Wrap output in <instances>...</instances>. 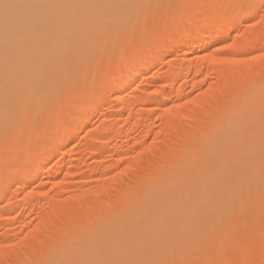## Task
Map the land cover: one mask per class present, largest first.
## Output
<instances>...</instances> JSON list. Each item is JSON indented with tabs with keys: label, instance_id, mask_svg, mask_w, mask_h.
<instances>
[{
	"label": "bare ground",
	"instance_id": "bare-ground-1",
	"mask_svg": "<svg viewBox=\"0 0 264 264\" xmlns=\"http://www.w3.org/2000/svg\"><path fill=\"white\" fill-rule=\"evenodd\" d=\"M155 1L158 0H0V194L4 193L5 187H7L6 183L10 182V180L13 178L12 176L14 175V173H21V178L19 179L18 187L21 186V188L25 190L28 188L30 189L27 193L24 192L25 194L22 199V204L23 202L25 203V205L28 202L31 203V205L32 202H34L35 204V200H38L40 199V197L45 196L43 195L44 193L42 192L43 190L41 191L37 189L38 191H35L34 188H31V184L36 181V178H38V176H40L39 172L41 171L40 167H36L35 165H33L32 160L37 152L43 153L44 155L43 164L48 163V161L53 156L55 157L60 152V148L63 143L62 140H59L58 134L59 135L61 134L62 136L68 138L69 140H73V138H75L78 133V125L73 120L76 119L77 116H75L72 119L73 123L66 121L61 122L60 124L58 123V125L61 126L59 133L57 131L59 130L57 128L59 127L57 126V124L55 126L51 125L49 131L44 126L45 129L47 130L45 131L48 133L43 139H40L42 137L38 138L39 136L37 135V132L41 133L40 132L41 128L39 127L38 122L37 124H35L34 121L37 120L40 122V119L43 121V119L45 118H50L51 117L50 114L53 110H55L54 120L59 121L60 119H62L65 111L62 104L64 102L61 101V99L62 100L64 99L62 97H65L63 94H68V96H69L68 92H71V94L77 92L78 94V91L76 89L78 88L79 90V87L77 86H79L78 84L82 82L83 79L86 78V76L89 77L90 75L89 82L91 81L92 79L91 77H93L91 76V74L93 73L92 65L97 63L96 61H99V58L103 57L106 54L105 51L106 49H107V53L113 50V48L115 50L116 48L113 47L114 43L115 44L118 43L117 41H120L122 43V41L125 40L122 39L124 36L127 37L128 35H131V33L135 30L132 33L134 35V33L137 32L136 31L137 29H141L140 26L142 25L143 20L140 17L147 7L148 8L145 11V15L149 13L147 11L151 10ZM5 2L23 3L30 6L21 9L11 10L8 14V18L6 19L5 9L3 7V4ZM149 6L151 7L149 8ZM144 16L142 17L143 19ZM139 19H141L142 21H140ZM135 22L141 25L140 26L139 24L137 26L134 25L135 26L134 27L132 24H136ZM128 28L133 29V30L131 29L132 32L131 30L129 31L130 34H128V30H129ZM203 29H205V32L204 35L201 37V39L196 38V36L187 37L185 41L187 52L189 53L192 52L194 47L195 48L197 47L198 49L199 48L203 49L207 47L206 40L219 35V33L215 31L214 20H212L211 17H208L204 21ZM231 29L232 28L229 26L227 29H225V31H229ZM148 30L145 31H147L148 33ZM122 31H124L123 33L127 35L125 34L123 35ZM153 32L154 31H152V34ZM155 32L157 33V31ZM156 33H154V36L156 35ZM254 33L251 34V32H249L248 33L249 36L246 35L247 41L246 42L242 41L243 43H240L241 47L251 48L255 50V48L257 47L256 45H258V42L256 43V40H254L255 38L253 39L254 35H256L257 37V34ZM119 34H122L123 37L120 38L122 35H120L119 37ZM117 36L119 39L117 38ZM130 37L132 38V36ZM114 38L117 41L111 42V39L114 40ZM125 42L126 41H124V43ZM147 42L148 43L145 44L144 48L141 51H134L132 56L127 57L128 59L127 60L125 59V61L122 62L123 65H122L121 75L117 79H115L111 84H109L110 91L115 92L118 95L119 99L125 100L126 104L125 107H122V110H124V108L128 109V106L132 107L134 104L137 103L140 105L149 102L154 103L155 107L161 109L162 100L160 101L158 98L162 97V99H165L170 94L168 92H165L164 89H162L163 91L161 92L159 91L158 93L154 94L153 91L150 92L145 88H144L145 90L142 91L139 95H135L133 92H131V94H129L128 91L125 92L127 88L130 86V84H132L133 86H137L138 84H140L144 80L145 75L146 74L148 75L150 73L153 65L156 63L158 59V54L155 53L154 51L153 52L150 51V48L152 47L151 46L152 43H150L148 40ZM111 43H112V48L111 49L109 48L108 50L107 45L108 44L111 45ZM110 45L108 47H111ZM119 46L120 45H118V47ZM101 53H103L102 54L103 56L100 55ZM98 55H100L101 57ZM94 57L97 58V60H93ZM92 60L95 63H93ZM238 61H246L245 63H239L240 70L243 69L242 70L243 72L245 70V67L249 66L250 68V65L251 67L253 66L255 68L256 66L259 65L261 66V61L259 59L256 60L239 59ZM91 62L93 63L91 65L92 68L88 66ZM87 66L89 67L90 70H87L88 68ZM179 67H177L179 68L177 70L178 73L177 74L175 73L176 75H174L173 77L174 80L172 83H174V81H176L179 78L185 79L186 73L192 68L190 67V64L189 67L187 66L185 69H184L185 66L183 65H180ZM200 67H201L200 65H195V67L192 68L195 71L193 72V74L195 73L197 75L199 71H201ZM224 67L225 65L221 69L220 67H218L220 71L218 69L217 73L214 74L217 80L220 78L225 79L227 77L234 76L235 80L240 81L239 78H241L244 75L242 74V71L237 70L238 73L235 72L234 70L235 66L234 68L232 67L233 69H231V66H229V64L225 68ZM261 69L262 70H257V71L255 70L256 72H254L250 76L248 75L249 78L247 79L243 77L245 81L248 80V82H246L247 85L244 84L246 85L244 86L245 87L244 89L239 88V86L238 88L240 90L236 89L238 91L236 90L232 91L230 90V88L227 89V95H232L233 93L237 96L240 94L241 95L239 96V98H236L237 100H233L232 103L229 101L231 105H229V109L226 108L224 110L225 115L227 116L224 115L225 122L224 123L221 122L223 126L221 127L220 130H217L215 128L216 129L215 131H217L216 133L213 134L211 132L213 136H211L208 143H206V145L202 147V150L200 149L197 152V155L195 154V156L193 155L191 156V154L190 155L187 154L185 155V158L184 157L182 158L183 155L178 153L176 149L175 150L171 149L169 151L170 156L172 155L177 157L176 162H173V164L175 167L174 169H177L180 172L178 171L176 172L171 169L168 170L167 167L166 169H164L165 167H163L162 169L164 170L161 169V170H157V172L155 173H152L154 175H151V177L154 176V180L152 178V180L148 182V187H147L148 193L143 195L139 193L138 190L135 188V187L138 188V184L136 181V184L133 185L135 187L133 188H135V191L137 190L138 194L141 195V196L139 195L140 197H138V199H135V201H133L132 199L134 198H131L130 200L129 198L130 195H128L127 200H125L126 197H124V199H122L121 197L123 201L125 200L123 203L117 204L118 202L116 201L117 203L116 202H114L113 204L109 203V206L108 205L103 206V209L101 210L107 209V206L108 208L114 207L115 209L117 208L115 206H120L116 215L115 216L113 215L114 216L113 219L112 220L110 219L111 221L109 220L110 227L108 226L109 227L108 229L105 227L101 228L105 226L104 224V225H100V229L97 226L98 230L96 229L97 228L96 227L94 228L95 230L92 231L93 229L92 224L98 222L99 216L97 212L94 211L96 207L95 203L92 202L91 199H89L90 198L89 196H91L90 194H88L90 189L85 188V186L84 187L81 186L82 188L80 189L78 188L79 190L78 191L76 190L77 192H75L71 198L69 197V199H66L65 196H62V193L67 190L66 189L67 187L65 188L63 187L64 188L63 189L62 186L60 185L61 187L58 186L55 189V191L57 190L56 192L58 193L57 195L56 194L55 195L56 197L59 196L60 199H56L57 201L55 200L54 202H50L49 204L50 212L48 211L53 215L52 217L54 218L56 215L59 216L56 217L54 221H56V219L58 218L60 224L59 222L56 224H59L58 227L60 230L58 233L56 232V235H54L55 233L54 234L52 233L55 236V238L53 237L54 240H56V242L54 241L55 245L53 242H52L53 244L51 243L52 245L45 244V242L43 241V237L39 238L40 234H38V230L40 228H37L36 230L33 229L34 231L32 230L31 232H28L29 234L25 236L26 238H24L21 241L22 242L21 244H23L24 249L19 250L20 251L19 254L18 253L16 254L18 256L19 255L21 256L23 254H25L26 256L27 254L31 255L33 254L31 252L32 249L40 247L41 253H39L38 256L39 258L37 261L35 259H33L35 260V262L32 261L30 256V260H31L30 263L32 262V264H68V262H72V261H84V262H90V264H110V262L111 264H115L112 262V260L114 259H120V261L124 262V264H132V262L134 261L135 262L167 261L168 258H170V256L171 257L172 255L177 256L176 255L177 253L175 252H171L170 254L166 253L167 250L175 246L183 247L186 238L190 240L191 243L194 242L195 240L197 243H199L201 242L200 240H202V237L204 235L211 234L212 232L217 230L218 227H220L221 230L223 229L224 231L230 230L229 229L230 226H235L237 225V223L240 224L242 219L245 218L244 219L245 221L247 220L246 218L248 217H249L248 218L249 221L250 218L252 217L254 218L253 220L257 221L256 215H260V216L264 215L263 211L260 210L259 207L258 208L262 212V214L259 210L258 211L260 214L259 213L257 214L258 211H255L256 207L260 205L257 201L258 199L256 200L258 196L260 197L259 192L261 190L259 189L260 188L259 185H262L261 186L262 197L264 195V172H262V162H264V160H262V155L264 154H262L261 152V115L259 109V96H261L262 91H264V87H262L263 86L262 83L264 82V65L263 68ZM77 80L79 82H77ZM73 82L74 85L70 87L73 84ZM87 82L88 81L86 80V83ZM184 82H186V80ZM90 83L88 84L90 85ZM88 84L85 86H88ZM194 85L195 84H193V86ZM223 86L221 85L222 88ZM73 87L75 89H73ZM67 88L68 90L72 88L74 92L70 91L71 89L67 92ZM146 88L148 89V87ZM215 90L212 89V92L211 91L208 92L210 93L208 94L210 95V97H208L207 95L206 98L210 99L211 94L213 92L215 93ZM86 91H87L86 94L90 92L89 89ZM171 91H173V89ZM183 92L184 91L180 87L179 90L176 91V95H178L179 97ZM123 93H127L129 95L126 94L125 96L123 95ZM235 95L233 97H235ZM243 95L245 97H243ZM246 95H248V98H250L251 96L253 97L255 96L258 98V100L256 99L257 101H255L254 107L250 106L249 102L252 100L248 101ZM75 96L77 95L76 94L70 95V99L74 98ZM65 98L67 99V97ZM66 99H64L65 102ZM238 100H240L241 102ZM69 103L72 104V101ZM54 104L57 105L56 107L54 106L55 108H53ZM87 107L88 106L86 104V108ZM88 109L89 107L86 109L87 110L85 115L86 120L90 118ZM161 111H165V110H161ZM222 112L223 111H221V113ZM162 119L163 120L165 119V123L167 122L166 120H169L170 122L168 114ZM48 121L47 122L44 121V123H48ZM221 123L219 126H221ZM48 124L50 125L51 122ZM167 124L169 123L167 122ZM46 126L48 127L47 124ZM37 127L40 130L37 131ZM41 127H42V123H41ZM172 128L173 127H171V129ZM35 129L36 131H34ZM168 129L170 130L169 126ZM17 130L19 132V138L18 140L14 139L15 141L17 140L16 141L17 143L12 142L13 143L12 146L13 147L15 146L14 148H16V146H20L22 147L21 149H23L24 145L27 146L26 144H29L28 145L29 150L27 154H23V155L20 154V156L19 154L17 156L13 155L12 157L9 156L10 157L9 158L7 155H5V153L9 150L8 148L10 147H7L8 150H6L5 143L10 140L7 138L9 137L8 135L13 133L12 134L13 136ZM32 131H34L35 135L31 134ZM178 133L177 135H179ZM30 134L33 136L31 137L32 139H35L34 137H37L35 140H31L32 141L31 143H30L31 138H29ZM13 137L11 141H13ZM92 139L93 141L98 140V143L101 144L102 146V140L99 141V139L96 140L94 138ZM5 140L6 142H3ZM3 143L5 145V151L2 150L3 148H1L4 146ZM7 146L9 145L7 144ZM20 147L18 148L20 149ZM189 147L192 148L194 147V145L190 143ZM162 148L165 147L164 146L161 147V152H162ZM25 150L26 149L24 148L23 151ZM153 150L155 151L154 147ZM4 156H6L7 158ZM166 156L168 155H165L164 157ZM16 163L19 164L18 165L19 167L17 166ZM189 163H191L192 165L190 164L191 165L190 166ZM173 164L170 163V165ZM48 168H46V170L48 171L43 174L47 176L48 181H52L55 178L54 177L55 170L53 169L54 172L52 173L49 171L51 168L50 169ZM135 170L136 169H134V171ZM70 173L71 171H68L67 174ZM131 173L133 174V172ZM139 187L141 186L139 185ZM85 189H87L88 191H86ZM17 190L19 189L17 188ZM132 196L133 195H131V197ZM77 197L84 198L85 201L84 203H86V205L90 207L91 212L88 211L87 212L88 214L85 215L75 212L74 208L76 206L73 205L77 204V202H75L77 200ZM256 203H258L259 205H257ZM261 206L262 205H260V207ZM252 208H254V210ZM262 209H264V207ZM62 210L66 212L64 213ZM105 211L108 212L111 210L107 209ZM252 211L255 213L254 214L255 216L253 215ZM44 214L45 213H43L40 219L41 224L44 221V217L45 216L48 217L47 214L45 216ZM260 219H263V217ZM244 221L243 223L246 222ZM260 221L258 223H260ZM81 223L83 224L84 227L83 229L82 227H80ZM106 223H108V220L106 221ZM51 224L52 223H50V225ZM78 225L82 229V231L79 230L80 228L77 229L79 230L78 233L82 232L81 234H77V232H74L75 230L74 228ZM242 226H246V224L245 225L242 224ZM249 226L245 227L246 228L245 230H248L247 234L250 231L249 229H247L249 228ZM30 227H32V225ZM237 227H239V225ZM45 228H43L42 226L43 230ZM237 229L239 232H241L242 235L244 232V231L242 232L243 228L241 231L239 228ZM10 232L11 231H9V233ZM244 234L242 235V240L244 239L246 241V239L249 238L248 236L246 238L245 236L246 234L245 235ZM244 236L245 238H243ZM217 238L218 237H216V239ZM250 240L251 239H249V241ZM35 243L37 245H35ZM242 244L245 245L244 242ZM8 246L11 245L6 244L5 247L0 249V258H2V261L3 259L5 261V258L7 256H10V254L12 253L15 254L14 252H12L15 249L11 250V248H9ZM11 247L13 248V246ZM210 250L212 251V249ZM204 252L205 255L207 252L206 251ZM214 252L212 251V253ZM218 252H220V250ZM218 252L214 253L215 257L218 254ZM201 253H199L198 255L200 256L201 254L202 256L203 251H201ZM198 255L197 257H199ZM211 257L209 258L211 259ZM206 262H209V260H207Z\"/></svg>",
	"mask_w": 264,
	"mask_h": 264
},
{
	"label": "rangeland",
	"instance_id": "rangeland-1",
	"mask_svg": "<svg viewBox=\"0 0 264 264\" xmlns=\"http://www.w3.org/2000/svg\"><path fill=\"white\" fill-rule=\"evenodd\" d=\"M262 4H264V0H161V1L158 0V1L154 2L153 6L151 5L152 8L150 11L149 10L147 11V12H149L148 14L145 15V11L147 10L148 7L143 12L142 15L146 16V17L144 16V19L142 18L143 16L141 15L140 18L143 20V22H142V25L138 23L139 26L141 25L140 26L141 29L136 30L137 31L136 33H138V34L134 33V35H133L132 33L135 30L132 32L133 29L128 28L129 29L128 34H130L129 31L131 29H132L131 30L132 33H131V35H128L129 37L124 36L125 37L124 38L123 35L125 33H123V32L127 30V28H126V30L122 31L123 35L119 34V37H120V35H122L120 38L123 37L122 39H125L122 41V43L120 41H117L115 38H114V40L111 39V42H113V41H117L118 43L120 42L119 44L114 43L113 47H115L116 49L114 50V48H113V50H111L108 53H107V49H106L105 50L106 54L104 56L102 55L103 53L100 54L103 57H101L100 55H98V56H100L101 58L95 56V57L99 58V61H96L97 63H95L93 61V60H97V58L94 57L92 61L95 64L92 65L93 63L91 62L88 65L90 68H92L91 65L93 66L92 72L94 74L90 73L91 76H93V77H91L92 78L90 81L91 83L89 82L90 75H89V77L86 76V78H88V79L83 77L84 78L83 81L81 79L82 82H80L78 84L79 86H77V87H79V90L76 87L78 94H77V92L72 93L74 95L76 94L77 96L70 99V95H72V94H71V92H68L70 89H71L70 91L74 92L73 89H75L74 88L75 86L73 87V89L70 88L68 90V88H67V92L69 93V96H68V94H63L65 97H67V99L65 97H62L64 99H66V102L64 99L63 100L61 99V101L64 102L62 104H63V107L66 111V112L64 111L63 118L60 119L61 121L60 120L59 121L54 120L55 119V113H54L55 110H53V108H55L57 106V105H55L56 103L53 105V108H52L53 113L51 112V114H50L52 118L51 117L45 118L47 120L43 119V121L40 119V122L37 120L34 121L35 124H37V122H38V125L41 128V130H40L37 127V131L40 130V132L42 133L41 134V133L37 132V135L39 136L38 138L42 137L40 139H43L47 135L48 132H46V131L50 130L51 125L55 126L57 124V126H59V127H57L59 130H57V131L59 133L61 126L58 125V123L60 124L61 122H65V121L73 123V120H74L76 122V124L78 125V133H77L76 137L73 138V140H69L68 138L62 136L61 134L60 135L58 134L59 140H62V142H63L61 145V148H60V152L55 157L53 156L48 161V163L43 164V162H44L43 153L37 152L36 155L34 156L32 163L36 167H40L41 171L39 172L40 176H38V178H36V181L31 184V188H34L35 191H38V190L42 191L43 190L42 191V192H44L43 195H45V196L42 195L43 197H40V199L35 200V204H34V202H32V205L29 202L26 203V205L24 202L22 204V199L24 197V194L27 193L30 189L28 188L25 190V189H22L21 186L18 187V182H19V179L21 178V173H14V175L12 176L13 178L10 180V182L6 183L7 187H5L4 193L0 194V238H1L0 239V245L5 246L7 244V245L13 246V248L12 247H9V248H11V250L15 249L12 251L15 254L12 253L13 255L10 254V256H7L5 258V261H4V259L2 261V258H0V260H1L0 264H5V263H7V264H17V263L18 264H28V263H30L31 260L34 262H35V260L36 261L38 260L39 253H41L40 247L32 249L31 252L33 254H31V255L27 254V256H26L25 254H23V255H21L22 257L19 255L20 256V258H19V256L16 254V253L19 254V252H20L19 250L24 249L23 248L24 246H23V244H21L22 243L21 241L24 238H26L25 236L27 234H29L28 232H31L33 229L36 230L37 228H40L38 230V234H40L39 238L43 237V241L45 242V244L49 245L52 242L54 243V241L56 242V240H54V238H55L54 235H56V232L58 233L60 230L58 227L60 222H59L58 218L56 219V221H54V219L56 217H59V216L56 215L54 218V217H52L53 215L51 213H49L50 212L49 211L50 202H54L56 199H60L59 196H58L59 198L56 197V195L58 194L56 192L57 190L55 191L56 187H58V186L59 187L62 186V188L67 187L66 188L67 190L62 193V196H65L66 199H69V197L71 198L75 192H77L80 188H82L84 186H85V188L90 189L89 192H92V193L88 192V194L91 195V196H89L90 197L89 199H91V201L95 203L96 207H95L94 211H96L98 216H99L98 222L92 224V226H93L92 231H93V230H95L94 228H96L97 226L100 229V225H104V224H105V226H103L101 228L105 227L108 229L110 227L109 226V220L113 219V217L116 215L117 211L119 210L120 206H115V207H117L116 209L114 207L108 208L109 203L113 204L116 201L118 202V203L116 202L117 204L123 203L125 200L128 199L127 198L128 195H130V197H129L130 200H131V198H134L132 200L135 201V199H138V197L141 196L140 194H138V192L141 193L142 195L148 193V190H147L148 182H150V180H152V178L154 180V176L151 177V175H154L152 173L157 172V170H161L163 167H165L164 169H166V167H167L168 170L171 169L173 171L180 172L179 170L174 169L175 167H174L173 162H176L177 157L172 156V155L170 156L169 151L171 149H173V150L176 149L178 151V153L183 155L182 158L183 157L185 158V155H187V154L188 155L191 154V156L192 155L195 156V154L197 155V152L200 149L202 150V147H204V145H206V143H208L211 136H213V134L217 132L215 130L216 129L220 130L221 127L223 126L222 123L225 122V119H224L225 111L224 110L226 108L229 109V105H231L233 100H237L236 98H239V96L241 95L240 94L237 96L234 93L232 95H227V89L230 88V90H232V91H234L236 89L240 90L239 88L244 89L245 88L244 86L247 85L246 82H248V80L245 81L243 77H245V79L249 78V76L252 75L257 70H262L261 68H263V65H264V61L260 60L261 66L258 64L259 66H256V68H255L253 66L251 67V65H250V68H249V66L245 67V70L243 72L242 71L243 69L240 70L239 63L229 64V66H231V69H233L235 66V68H234L235 72H237V70H238V71H242V74H244L241 78H239L240 81L235 80L234 76L233 77L230 76L232 79L230 77L226 76L227 78H225V79L220 78L217 80L216 76H214V74L217 73V70L219 69L218 67H220V69H221L224 65H225V67L228 66V64L227 65L226 64H218V66H217V63H212L210 60H202V59H199V57H201V56L211 57L215 53L216 48L221 47L224 43H232L233 41H234V43H233L232 48L225 50L224 53L216 54L217 59L227 58V59H233V60H237V61L239 59H248L249 60L250 57H253V56L258 57L262 53H264V43H263L264 42V32H263L264 31V21L257 23V21H260L261 11L264 10V9H262ZM151 6H149V8ZM208 17H211L212 20H214L215 31L219 33V35H218L219 37L215 36L213 38H209L208 40H206L207 47H205L203 49H200V48L198 49L197 47L196 48L194 47L192 52H190V53L187 52V49L185 46V41H186L187 37L196 36V38L201 39V37L204 35V32H205V29H203L204 28V21ZM213 17H214V19H213ZM141 19H139V20L142 21ZM138 24L136 23V24H132V25L137 26ZM153 25L156 26L157 33L153 32V34H152ZM249 25H252V27H249ZM229 26L232 29L229 31H225V29H227ZM130 27H132V26H130ZM145 30H148V33ZM150 30H152V31H150ZM159 31L161 34L159 33ZM149 32H151V33H149ZM249 32H251V34H253L254 32H255L254 34H257V37H256V35H254V37H253V39L255 38L254 40H256V43L258 42V45H256L257 47L255 48V50L251 49V48H245V47L243 48L240 45V43L247 41V36H249L248 35ZM154 33H156L155 36H154ZM149 34L151 37L149 36ZM158 34L160 35V38H159ZM125 35H127V34H125ZM130 36H132V38ZM117 38H118V36H117ZM152 38H154V39H152ZM244 38H245V40H244ZM147 40L150 43H152V45H151L152 49L150 48V51L151 52L154 51L155 53H157L158 59H157L156 63L153 65L150 73L148 75L147 74L145 75L144 80L140 84H138L137 86H133L132 84H130V86L127 88V90L125 92L128 91L129 94H131V92H133L135 95H139L142 91H144L146 89L150 92L153 91L154 94H156L159 91L160 92L163 91L162 89H164L165 92L170 93L169 94L170 97L168 95L166 97L168 99L167 100L166 98L162 99V97H160V95H159L160 98H158V99L160 101L162 100V108L161 109L155 107L154 103L149 102V103H144V104H140V105L137 103V104H134L132 107L128 106V109L124 108V110H122V107H125L126 102H125V100L119 99L118 95L115 92L110 91L109 84H111L115 79H117L121 75V72H122L121 70H122V65H123L122 62H124L125 59L127 60L128 59L127 57L132 56L134 51H141L144 48L145 44L148 43ZM124 41H126V42L124 43ZM129 41H131V42H129ZM108 43H110V42H108ZM127 43H129V44H127ZM117 44L120 46L118 47ZM166 44H168L169 47ZM109 45L110 44L107 45L108 50H109V48L110 49L112 48V43L110 45L111 47H108ZM115 45H117V46H115ZM170 45H171V47H170ZM241 49H242V51H241ZM189 64H190V67H192V68H194L195 65H200L201 71H199V73L196 75L195 73L193 74V72H195V71L191 68L190 69L191 71L190 70L188 72L186 71L187 73H186L185 79L179 78L176 81H174V83H172L174 80V78H173L174 75H176L178 73L177 70L180 68L179 66L183 65V66H185L184 67V69H185L187 66L189 67ZM193 65H194V67H193ZM89 67L87 68V70H90ZM177 67H179V68H177ZM220 69H219V71H220ZM250 71H251V73H250ZM87 72H89V71H87ZM195 76H196V78H195ZM86 80L88 81L87 83H86ZM156 80H157V82H156ZM185 80H186V82H184ZM224 80H225V82H224ZM242 80H244V81H242ZM195 81H197L198 83ZM262 81H260V82H262ZM77 82H79V81L77 80ZM200 82H201V84H200ZM88 83H90V85ZM87 84H88V86H85ZM193 84H195V85L193 86ZM244 84H246V85H244ZM262 84H263L262 87H264V82ZM73 85H74V82L71 86L70 85L69 86L72 87ZM75 85H77V84H75ZM82 85H84V86H82ZM163 85H165V86H163ZM182 85H184V86H182ZM221 85L222 86L224 85L223 88L221 87ZM238 86H239V88H238ZM146 87H148V89ZM180 87L184 92L181 93V96L178 97V95H176V91L179 90ZM170 88H172L173 91H171L172 89H170ZM88 89L90 91L88 94H90V95L86 94L87 93L86 90H88ZM212 89H214V90L216 89L215 93L213 92L211 94L210 99L206 98V96L208 94H210L208 92H210V91L212 92ZM238 90H236V91H238ZM204 91L205 92L207 91V92L205 93ZM126 94L127 93H123V95H125V96H126ZM129 94H127V95H129ZM171 94L173 95V97ZM234 95H235V97H233ZM246 96L248 98V95H246ZM208 97H210V95H208ZM243 97H245V96L243 95ZM247 98H246V100H247ZM201 99H203V100H201ZM243 99H240V100H243ZM256 99L258 100L257 97L251 96L250 98H248V101L249 100L257 101ZM259 99H260V96H259ZM240 100H238V101H240ZM68 101L69 102L72 101V104L69 103ZM234 103H235V101H234ZM86 104L89 107L88 111H89L90 118L88 120L85 119V115L87 112L86 109L88 108V107L86 108ZM211 104L214 106H212ZM173 105H176V106L173 107ZM84 107H85V109H84ZM155 108H157V109H155ZM120 110H121V112H120ZM161 110H165V111H161ZM221 111H223L224 113L223 112L221 113ZM67 112H68V114H67ZM208 112H209V114H208ZM65 113L67 114V116ZM167 114L169 116L170 122H169V120H166V121L169 124H167V122L165 123V119L164 120L162 119ZM75 116H77L76 119H73ZM225 116H227V115H225ZM48 120H50V121H48ZM44 121H46V122L48 121V123L51 122V124L49 125L48 123H44ZM53 121H54V123H53ZM41 123H42L43 128L41 127ZM220 123H221V126H219ZM46 124L48 125L49 128L46 126ZM167 125L170 127V130L168 129ZM44 126L46 127L47 130L45 129ZM117 127H118V129H117ZM171 127H173V128L171 129ZM42 129H43V131H42ZM34 131H36V129ZM34 131H32L31 134H34ZM177 133L179 135H177ZM12 134L8 135L9 137H7V138L10 139L8 142H6V140L3 141V142H6L5 143L6 150L9 149L6 152L8 154L5 153V155H7L8 157L9 156L12 157L13 155L17 156L19 154V156H20V154H22V155L27 154V152L29 150L28 149L29 144H26L27 146L24 145L23 149H21L22 147H20V146H16V148H14L15 146L14 147L12 146V144H13L12 142L17 143L16 142L17 140L16 141L14 140L16 138H14L13 137L14 135L12 136ZM31 134H30L29 138L33 137ZM93 134L95 136L96 135L97 136L95 137ZM170 135H172V136H170ZM12 137H13V141H11ZM20 137H22V136H20ZM34 138L36 139L37 137H34ZM92 138H94L95 140L99 139V141L102 140V146H101V144L98 143V140L93 141ZM35 139L31 138L30 143L32 142L31 140H35ZM193 142H194V144H193ZM163 143H164V145H163ZM190 143L192 145H194V147H192L194 149L189 147ZM7 144L9 146H7ZM201 144H202V146H201ZM3 145H4V143H3ZM5 145L3 147H1V148H3L2 149L3 151H5ZM165 145L167 146V149H166ZM162 146H164L165 148H162V152H161ZM168 146H169V148H168ZM7 147H10V148L7 149ZM18 147H20V149ZM153 147H154L155 151L153 150ZM24 148L26 149L25 150L26 153H25V151H23ZM189 148H190V150H189ZM22 151H23V153H22ZM159 151L161 152V154ZM3 154H4V152H3ZM140 154H141V156H140ZM164 154L168 155V156L164 157L165 156ZM4 157H6V156H4ZM167 159H169V160H167ZM167 163H168V165H167ZM170 163H172L173 165H170ZM165 164H166V166H165ZM190 164L191 163H189V165ZM18 165L19 164H17V166ZM17 166H15V167H17ZM57 167H58V169H57ZM46 168H48V169L51 168L49 171L52 173L55 170L54 180L48 181L47 176L45 174H43V173L48 171V170H46ZM132 168H134L136 170L134 171V169H132ZM164 169H162V170H164ZM68 171H71V173L67 174ZM106 172H107V174H106ZM131 172H133L134 175ZM63 174H64V176H63ZM39 177H41V178H39ZM136 181L138 184V188L140 190L137 187L133 186L136 184ZM16 183H17V185H16ZM146 183H147V185H146ZM139 185L141 187H143L144 185H146V186L141 188V187H139ZM15 186L19 190H17V188ZM259 186H260L259 189L262 191V189H261L262 185H259ZM133 187H135L138 190V192H137V190L135 191V188H133ZM87 189H85V190L88 191ZM128 190L130 193L128 192ZM261 191L259 192L260 197L258 196L256 198V200L258 199L257 200L258 203L262 206L260 207V205L258 203H256L259 206L256 207L255 211H258L260 208V210H262L264 213V209H262L264 207V201H263L264 195L262 197ZM124 193L126 196L124 195ZM134 193H135V195H134ZM131 195H133V196L131 197ZM121 197H122V199H124V197H126V199L123 201L121 199ZM79 198L77 197V200L75 201V202H77V204L75 203L76 205H73V206H76L74 208L75 212L81 213L84 215L88 214L87 213L88 211L91 212L90 207L87 206L86 203H84L85 202L84 198L83 197H79ZM111 200H114V201H111ZM38 203H39V205H38ZM105 205H108L107 209H109L111 211H108V212L105 211L107 209L101 210V209H103V206H105ZM6 206H8V207H6ZM65 208H67V207H65ZM114 209H115V211H114ZM252 209L254 210V208H252ZM64 210H66V209H64ZM64 210H62V211L64 212ZM66 211H68V210H66ZM259 211L257 212V214L259 213ZM18 212H19V215H18ZM43 213H45L44 216L47 214L48 217L45 216L44 221L41 224L40 219H41V216L43 215ZM252 213H253V215L255 214L253 211H252ZM261 214H262V212H261ZM256 217H257V221L253 220L254 219L253 217L250 218V221L248 219L249 217L246 218L249 221V223L247 220H245L246 221L245 222L244 221L245 218H244V219H242L240 224L237 223V225H235V226H230L229 227L230 230L224 231L222 229L223 230L222 231L221 228L218 227V229L215 230L214 232H212L211 234L204 235L202 237V240H200L201 242H199V243H197L196 240L191 243L190 240H188L186 238L183 247L175 246V247L169 248L167 250L166 253H169V254L171 252L177 253L176 254L177 256L172 255L173 258L170 256V258H168L167 261H172V260H192V261H197V260L201 261L202 260V261H207V260H209V262H210L213 259V261L217 262V264H220V262H222L225 259H233V260H237V261L243 260V259H248V260L255 259L258 261L260 259V251H259L260 245H261L262 240H264V232H262V224H264V215L263 216L262 215L261 216L256 215ZM256 217H255V219H256ZM262 217H263V219H260ZM5 218H6V220H5ZM16 218H17V220H16ZM46 218H47V220H46ZM49 218H50V220H49ZM107 220H108V223H106ZM243 221L245 223H243ZM251 221H252V223H251ZM259 221H260V223H258ZM3 222H4V224H3ZM38 222H39V224H38ZM49 222L52 224L50 225ZM58 222H59V224H56ZM247 223H248V225H247ZM43 224L45 225L46 228L44 227ZM54 224H55V226H54ZM242 224H244V225L246 224L247 227L250 224L251 227L249 226V228H247V229L250 230L248 234H251L252 236L247 234L248 230H245L246 226H242ZM31 225H32V227H30ZM40 225H42L43 228H45V229L43 230L42 226H40ZM81 225H80V227H82V229H83L84 228L83 224L81 223ZM238 225H239V227H237ZM240 226L243 228V230ZM80 227H79V225L76 226L74 228L75 229L74 232H77V234H81L82 232L78 233L79 230L82 231V229ZM98 227L96 228L97 230H98ZM78 228H80V229L77 230ZM237 228H239V229L241 228L240 231L241 230H242V232L244 231L243 234L245 233L246 235L245 234L244 235L246 236V238L248 236V238L251 239L250 240L251 242L249 241V239H246V241L244 239L242 240L243 234L241 235V232H239ZM259 228H261V229H259ZM46 230H48V231H46ZM9 231H11V232L9 233ZM72 231H70V232H72ZM90 231H91V228H90ZM49 233H50V235H49ZM52 233L53 234L55 233V234L53 235ZM216 235H218V236H216ZM245 236L243 238H245ZM216 237H218V238L216 239ZM247 241H249V242H247ZM243 242L245 243V245L242 244ZM16 243H18V244H16ZM225 243L228 245H226ZM35 245H37V244L35 243ZM54 245H55V243H54ZM241 245L244 248H248L247 246H249L252 249L251 253L245 255V253H243V251L241 252V247H242ZM35 247H37V246H35ZM217 247H220V248H217ZM44 249H46V248H44ZM210 249H212V251L213 252L215 251L216 253L220 250V252H218V254L216 255L217 258L215 257V254H214L215 252L212 253V251ZM208 250H210L211 252ZM201 251H203L202 256H201V254H202ZM204 251L207 252L206 254L209 253L208 254L209 256L206 254L204 255V253H205ZM252 252H253V254H252ZM184 253H185V255H184ZM199 253H201L200 256L198 255ZM219 253H221V254H219ZM210 254L212 255V257ZM197 255L199 257H197ZM23 256H25V257H23ZM30 256H31V260H30ZM206 257H207V259H206ZM209 257H211V259ZM24 258H25V260H24ZM197 258H200V259H197ZM33 259H35V260H33ZM6 260H8V261H6ZM119 261H120V259L112 260L113 263L119 262ZM30 264H32V262Z\"/></svg>",
	"mask_w": 264,
	"mask_h": 264
},
{
	"label": "snow or ice",
	"instance_id": "snow-or-ice-1",
	"mask_svg": "<svg viewBox=\"0 0 264 264\" xmlns=\"http://www.w3.org/2000/svg\"><path fill=\"white\" fill-rule=\"evenodd\" d=\"M30 5H26L23 3H8L5 2L3 4V7L5 9V14H6V19L8 18V14L11 10L15 9H21L25 7H29ZM262 9H264V4H262ZM264 21V10L261 11L260 13V21H257V23ZM182 22V21H181ZM249 27H252V25H249ZM152 30L155 32L156 26L153 25ZM233 43H224L221 47L216 48L215 53L213 56H201L199 59L202 60H210L212 63H217V64H235V63H245L246 61H237L233 59H227V58H221L217 59L216 54L224 53L225 50L232 48ZM252 60H262L264 61V53H262L260 56L256 57H250ZM250 106L255 105V101H250L249 102ZM176 105H173L175 107ZM259 109H260V115H261V152L264 154V91H262V94L259 99ZM14 137L18 140L19 138V132L18 130L14 133ZM262 160H264V155H262ZM262 172H264V162H262ZM262 232H264V224H262ZM5 247L4 245H0V248ZM11 247V246H8ZM241 251L245 253V255L249 254L251 252V248H244L243 246L241 247ZM260 259L257 261L255 259L248 260V259H243V260H233V259H225L220 264H264V240H262L261 245H260ZM68 264H90V262H84V261H72L68 262ZM111 264V262H110ZM115 264H124V262L119 261L115 262ZM132 264H217V262H206V261H192V260H172V261H144V262H132Z\"/></svg>",
	"mask_w": 264,
	"mask_h": 264
}]
</instances>
